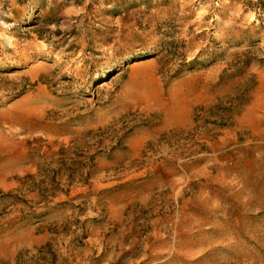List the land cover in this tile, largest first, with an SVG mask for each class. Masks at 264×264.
Instances as JSON below:
<instances>
[{
	"label": "rangeland",
	"instance_id": "rangeland-1",
	"mask_svg": "<svg viewBox=\"0 0 264 264\" xmlns=\"http://www.w3.org/2000/svg\"><path fill=\"white\" fill-rule=\"evenodd\" d=\"M0 264H264V0H0Z\"/></svg>",
	"mask_w": 264,
	"mask_h": 264
}]
</instances>
